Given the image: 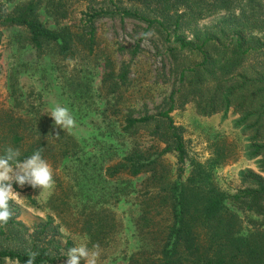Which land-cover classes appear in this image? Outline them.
Wrapping results in <instances>:
<instances>
[{
    "label": "trees",
    "instance_id": "1",
    "mask_svg": "<svg viewBox=\"0 0 264 264\" xmlns=\"http://www.w3.org/2000/svg\"><path fill=\"white\" fill-rule=\"evenodd\" d=\"M70 1L87 3L79 26L66 24L50 29L40 20L43 8L58 23L69 18L73 10L66 0H25L11 11L0 0V26L24 27L40 53L52 47L63 57L58 59L65 61L74 59L81 50L94 53L100 19L129 17L147 24L167 42L165 54L176 77L173 90L159 112L141 117L130 114L124 126L128 134H135L140 126L152 127V135L165 147L160 150L155 145L136 146L123 158L93 170L96 176L110 180L119 179L122 174L148 175L145 189L138 195L142 206L138 225L142 233L151 235L154 248L140 252L141 257L132 258V264H264V58H251L264 55V0ZM223 12L225 15L212 27L206 30L197 27L200 21ZM193 28V38L188 39L185 31ZM139 51L140 43L132 50V56ZM253 60L255 65L251 66ZM108 66L110 71L106 72L104 82L116 79V87L126 82V70L117 74ZM189 102H194L204 116L232 111L238 117L235 126L248 137L250 157L258 159L260 172L242 173V187L237 193L228 194L214 179L212 168L223 163V154L205 163L189 158L184 129L171 116L175 109ZM17 121L9 132L18 155L13 149L3 151L0 164L15 166L34 158L56 159L55 147L42 140L34 125H28L31 120L20 117ZM47 132L46 129L43 134ZM28 136L37 139L23 144ZM62 136L67 140L65 145L69 143L72 148L63 142L59 147L64 150L61 157L73 152L72 161L76 163L73 174L86 184L90 177L86 164L97 168L98 162L84 163L80 149H76L78 145L66 134ZM23 145L27 147L24 149ZM169 153L177 154L175 173L165 158ZM187 160L192 169L184 178ZM108 189V193L118 196L117 201L120 191L127 194L133 191H125L121 184L111 182ZM79 193L81 188L76 192ZM10 202L0 196V240L4 237L15 246L0 242V264L7 260L19 264H60L65 256L53 219L39 224L30 233L16 220L18 213L12 215ZM63 204L67 205L64 201ZM79 204L86 209L89 205ZM238 209L262 217V222L245 228ZM52 210L60 220H65L62 210L55 207ZM98 223L93 227H98ZM87 226L91 231L90 222Z\"/></svg>",
    "mask_w": 264,
    "mask_h": 264
},
{
    "label": "rangeland",
    "instance_id": "2",
    "mask_svg": "<svg viewBox=\"0 0 264 264\" xmlns=\"http://www.w3.org/2000/svg\"><path fill=\"white\" fill-rule=\"evenodd\" d=\"M24 1L1 0L9 11ZM66 2L72 4L73 14L69 18L58 23L43 8L40 20L50 29L66 24L79 26L78 20L83 17L87 3ZM224 15L223 12L206 18L197 27L206 30ZM193 30L185 31L188 39L193 38ZM97 41L93 54L81 50L74 59L63 61L52 47L40 53L24 27L0 26V153L13 149L18 155L9 130L22 117L31 120L28 125H34L41 132L42 140L55 147L56 156V159L34 158L15 166L0 164V196L11 201L12 215L18 213L16 220L30 233L39 224L53 219L59 228L57 239L65 256L60 264H132V258L141 257L140 252L154 248L151 235L142 233L138 225L142 211L138 195L148 175L122 174L121 178L110 180L96 176L93 170L123 158L136 146L155 145L160 150L165 147L152 135V127L140 126L135 134H128L124 126L130 114L133 117L156 114L170 96L176 77L172 62L165 54L167 42L147 24L120 16L97 22ZM138 43L140 51L133 57L131 52ZM251 58H264V55ZM250 64L254 66V60ZM108 65L117 74L126 70V82L118 87L116 79L104 82L106 72L110 71ZM171 116L184 129L189 158L205 163L218 158L220 153L225 156L223 163L214 165L212 171L216 183L228 194L233 195L242 187V173L260 172L258 159L250 157L249 139L235 126L238 117L232 111L204 116L194 102H189L175 109ZM46 129L48 132L43 134ZM62 134L78 145L76 149H80L84 163L98 162L97 168L86 164L90 176L86 184L73 174L76 166L72 161L73 152L61 157L64 150L59 147L67 142ZM37 136H28L23 144ZM65 146L72 148L69 143ZM165 158L175 173L177 154L169 153ZM191 169L187 160L184 178ZM90 178L96 180L93 182ZM110 182L121 184L125 191H133L128 194L120 191L117 201V195L108 193ZM80 188L81 193L77 195ZM55 195L57 199H50ZM79 202L89 204L88 208ZM52 207L62 210L65 220H60ZM238 212L245 228L262 222L260 216L244 213L242 209ZM97 223L99 226L93 227ZM0 242L13 245L4 237ZM4 264L19 263L7 260Z\"/></svg>",
    "mask_w": 264,
    "mask_h": 264
}]
</instances>
